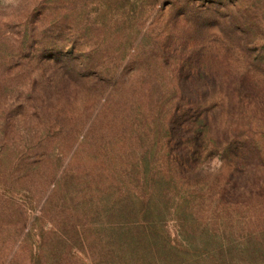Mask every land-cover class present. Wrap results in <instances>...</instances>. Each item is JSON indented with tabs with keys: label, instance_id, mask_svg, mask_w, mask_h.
Instances as JSON below:
<instances>
[{
	"label": "rangeland",
	"instance_id": "rangeland-1",
	"mask_svg": "<svg viewBox=\"0 0 264 264\" xmlns=\"http://www.w3.org/2000/svg\"><path fill=\"white\" fill-rule=\"evenodd\" d=\"M263 156L264 0H0V264H264Z\"/></svg>",
	"mask_w": 264,
	"mask_h": 264
},
{
	"label": "trees",
	"instance_id": "trees-1",
	"mask_svg": "<svg viewBox=\"0 0 264 264\" xmlns=\"http://www.w3.org/2000/svg\"><path fill=\"white\" fill-rule=\"evenodd\" d=\"M201 105L202 104L193 100L189 95H183L179 98L171 112V118L168 120L167 129L169 135L166 136L163 145L166 150L165 158L167 171L168 174H171L174 181L180 178L181 175H184L183 173L186 170H192L194 172L195 169H198V164L196 168V162L198 161L200 152L198 153L197 147L201 144V146H205L206 148V143L209 146L210 141H212L208 126L210 120H213V117L205 111H202L200 109ZM177 131L179 134H177V138H174ZM187 133L189 135L195 133V137L189 139L186 136ZM200 137L201 140L198 141ZM237 149L236 147V152L232 155L238 154L236 157L241 159L244 155L243 150L240 149L241 151L239 152ZM150 181L151 185L149 192L146 194L148 196L146 198L147 206L141 207V211H144L145 216L147 213L151 214L152 211L150 206L151 204H157L155 200L158 196L163 199L166 194L171 193L170 187L166 186V184L163 190L159 192V183L156 182L154 173L150 175Z\"/></svg>",
	"mask_w": 264,
	"mask_h": 264
}]
</instances>
